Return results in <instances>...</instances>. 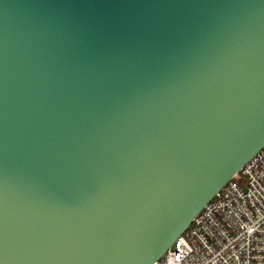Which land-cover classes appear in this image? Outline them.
I'll return each instance as SVG.
<instances>
[{
	"label": "water",
	"instance_id": "95a60500",
	"mask_svg": "<svg viewBox=\"0 0 264 264\" xmlns=\"http://www.w3.org/2000/svg\"><path fill=\"white\" fill-rule=\"evenodd\" d=\"M264 148V0H0V264H154Z\"/></svg>",
	"mask_w": 264,
	"mask_h": 264
},
{
	"label": "built area",
	"instance_id": "2783aa9c",
	"mask_svg": "<svg viewBox=\"0 0 264 264\" xmlns=\"http://www.w3.org/2000/svg\"><path fill=\"white\" fill-rule=\"evenodd\" d=\"M154 264H264V148Z\"/></svg>",
	"mask_w": 264,
	"mask_h": 264
}]
</instances>
